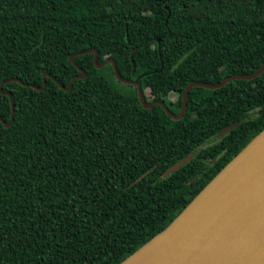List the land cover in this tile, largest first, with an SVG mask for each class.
<instances>
[{
	"label": "trees",
	"instance_id": "obj_1",
	"mask_svg": "<svg viewBox=\"0 0 264 264\" xmlns=\"http://www.w3.org/2000/svg\"><path fill=\"white\" fill-rule=\"evenodd\" d=\"M263 65L264 0H0V264H120L264 130Z\"/></svg>",
	"mask_w": 264,
	"mask_h": 264
},
{
	"label": "water",
	"instance_id": "obj_2",
	"mask_svg": "<svg viewBox=\"0 0 264 264\" xmlns=\"http://www.w3.org/2000/svg\"><path fill=\"white\" fill-rule=\"evenodd\" d=\"M92 52L96 63L97 53L94 50ZM69 59L74 63V55ZM109 61L119 80L131 82L121 78L115 64L112 60ZM106 62L96 65L101 67ZM263 69L264 65L255 74ZM79 71L80 74L73 80L85 75L84 70L79 68ZM48 75L43 74L42 87ZM10 81L20 82L16 78ZM132 83L137 85L142 103L150 106L145 103L138 82ZM188 89L189 87L185 90L183 100ZM4 93L11 100V93ZM159 103L164 107L162 102ZM11 106L10 120L3 122L6 126L13 119L12 102ZM165 110L174 116L167 108ZM236 124L229 125L219 135H223ZM191 157L192 154L173 164L163 176L179 168ZM120 264H264V130L164 230Z\"/></svg>",
	"mask_w": 264,
	"mask_h": 264
},
{
	"label": "rangeland",
	"instance_id": "obj_3",
	"mask_svg": "<svg viewBox=\"0 0 264 264\" xmlns=\"http://www.w3.org/2000/svg\"><path fill=\"white\" fill-rule=\"evenodd\" d=\"M192 11H196V9H195V7H192ZM117 88H125V86L124 85H122V84H119V83H116L115 82V84H114Z\"/></svg>",
	"mask_w": 264,
	"mask_h": 264
}]
</instances>
